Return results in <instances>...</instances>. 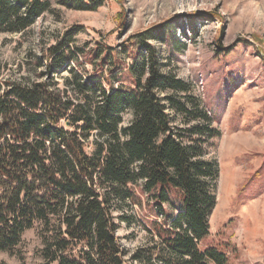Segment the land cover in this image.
I'll return each mask as SVG.
<instances>
[{
    "label": "trees",
    "instance_id": "obj_1",
    "mask_svg": "<svg viewBox=\"0 0 264 264\" xmlns=\"http://www.w3.org/2000/svg\"><path fill=\"white\" fill-rule=\"evenodd\" d=\"M61 4L83 11L103 6L101 0ZM51 9L47 0H0V34L24 33ZM81 30L67 31L39 59L46 80H0V252L19 256L25 235L41 223L48 264H230L218 248H200L210 233L219 179L218 163L205 160V138L221 134L198 100L171 94L187 95L191 86L162 71L150 41H163L166 31L135 38L140 51L129 69L134 87L115 89L69 70ZM106 51L112 55L102 48L98 58ZM65 71L75 76L61 88L50 77ZM169 109L187 124H204L175 129ZM127 111L134 119L122 128ZM95 133L106 139L90 144L89 154L86 142ZM140 183L160 210L172 195L179 208L158 234L163 247L141 250L131 263L114 211L134 201L130 187Z\"/></svg>",
    "mask_w": 264,
    "mask_h": 264
},
{
    "label": "rangeland",
    "instance_id": "obj_2",
    "mask_svg": "<svg viewBox=\"0 0 264 264\" xmlns=\"http://www.w3.org/2000/svg\"><path fill=\"white\" fill-rule=\"evenodd\" d=\"M47 1L51 11L28 31L0 34V80L24 85L46 80L39 59L77 27L82 28L73 46L77 60L67 65L69 70L83 80L101 78L107 88L134 87L129 69L140 51L135 38L165 30L163 41H150L162 71L191 86L187 95L171 94L198 100L221 134L205 138V160L218 163L219 179L210 233L200 248H218L230 264H264V0H101L97 11ZM102 48H110L112 55L106 51L98 58ZM75 74L65 71L50 78L63 88ZM169 113L175 129L204 124H187L183 116ZM133 119L127 111L121 127ZM105 139L95 133L86 142L87 152H93L90 144ZM130 188L134 201L116 206L114 215L119 242L132 263L137 252L163 247L158 234L171 225L179 202L172 195L162 211L143 183ZM45 234L44 226L37 224L25 235L19 256L0 252V264H48Z\"/></svg>",
    "mask_w": 264,
    "mask_h": 264
}]
</instances>
